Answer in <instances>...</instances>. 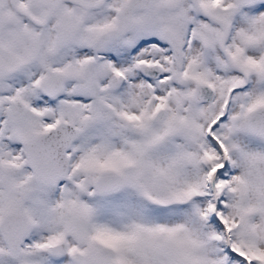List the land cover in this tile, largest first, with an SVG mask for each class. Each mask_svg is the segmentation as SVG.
<instances>
[{
    "label": "snow or ice",
    "instance_id": "snow-or-ice-1",
    "mask_svg": "<svg viewBox=\"0 0 264 264\" xmlns=\"http://www.w3.org/2000/svg\"><path fill=\"white\" fill-rule=\"evenodd\" d=\"M0 264H264V0H0Z\"/></svg>",
    "mask_w": 264,
    "mask_h": 264
}]
</instances>
